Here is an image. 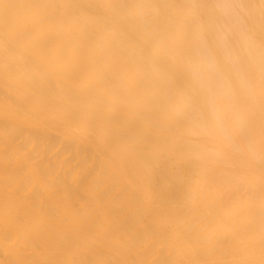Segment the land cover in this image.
<instances>
[{
    "label": "bare ground",
    "instance_id": "1",
    "mask_svg": "<svg viewBox=\"0 0 264 264\" xmlns=\"http://www.w3.org/2000/svg\"><path fill=\"white\" fill-rule=\"evenodd\" d=\"M0 264H264V0H0Z\"/></svg>",
    "mask_w": 264,
    "mask_h": 264
}]
</instances>
